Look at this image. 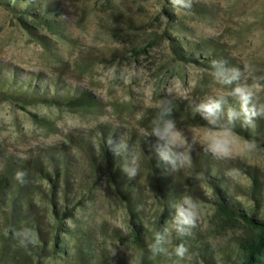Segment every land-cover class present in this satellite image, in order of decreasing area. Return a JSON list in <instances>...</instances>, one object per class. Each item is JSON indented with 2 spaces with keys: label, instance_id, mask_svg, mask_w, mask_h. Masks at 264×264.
Wrapping results in <instances>:
<instances>
[{
  "label": "rangeland",
  "instance_id": "obj_1",
  "mask_svg": "<svg viewBox=\"0 0 264 264\" xmlns=\"http://www.w3.org/2000/svg\"><path fill=\"white\" fill-rule=\"evenodd\" d=\"M11 1L0 0V69L6 76L14 71L19 78L40 74L41 84L62 80L67 91H86L97 105L90 109L47 104L19 107L0 101V174L8 172L12 161L23 164L48 156L54 147L59 152L63 148L66 155L58 156L71 161V189L66 194L62 183L57 205L63 209L65 198L73 197L67 203L73 206V216L60 223L64 247L60 256L38 249L29 258L23 249L14 254L4 235L8 222L2 219L0 264H81L83 256L93 257V264H138L142 252L128 240L127 202L116 194L106 175L93 174L90 153L104 132L107 140L123 138L130 143L139 160V172L133 178L134 201L142 208L147 225L157 222L168 196L145 174L140 162L141 140L155 147L149 134L161 99L172 107H190L227 91L214 83L211 68L199 58L200 53L207 55L205 50L229 67L243 70L248 65L247 83L260 88L258 98L264 102V0H190V7H174L172 0H36L41 4L40 13H48L56 21L54 30L43 23L33 24L31 15L20 19L10 9ZM180 46L196 60L179 58L175 50ZM176 125L189 142L203 140L208 134V127ZM238 136L241 139L231 159H214L197 145L190 152V164L177 171L168 165L179 182L175 199L184 194L193 197L200 206V220L191 235L183 237L186 257L169 258L161 253L162 264H205L199 247L217 259L223 257L222 264H230L236 239L245 232L242 224L221 222L215 190L204 179L203 169L212 175L215 169L219 171L237 202L249 212L264 213V138L254 141ZM244 140L254 141L255 148H244ZM253 183L256 200L251 194ZM40 187L48 194L46 180ZM80 193L84 203L77 206ZM42 204L32 207L31 220L40 227L44 241L52 240L51 205L48 201ZM20 205L15 195L6 197L4 208L16 212ZM182 239L173 232L165 247L171 252Z\"/></svg>",
  "mask_w": 264,
  "mask_h": 264
},
{
  "label": "trees",
  "instance_id": "obj_2",
  "mask_svg": "<svg viewBox=\"0 0 264 264\" xmlns=\"http://www.w3.org/2000/svg\"><path fill=\"white\" fill-rule=\"evenodd\" d=\"M9 6L12 11L18 14L20 19L26 20L27 16L31 15L35 18V20H32L33 24L38 25L39 23H43L51 30H54L56 21L52 17H49L48 13H40L41 4L38 1L12 0ZM205 51L207 55L202 57L200 53L199 58H204L206 66L211 68V62L220 59L215 57L214 54L209 55L208 50ZM175 53L183 60H196L193 53L185 51L183 46H180L179 49L176 48ZM40 79V74H36L32 78L30 76L27 78H19V75L14 71H11V74L6 76L5 71L0 69V101H9L19 107L34 104H47L66 106L75 109H90L97 105L96 99L86 91L75 94L67 91V89L60 84L63 82L62 80H51L49 83L41 84ZM262 83H264V80H262ZM52 84L54 85L51 86ZM60 90H64V92H60ZM231 103L235 105L234 101ZM172 108V118L175 119L177 124L208 127L206 122L202 120L192 108L180 105H176ZM255 123V128H244L240 127L238 122L235 132L248 140L258 141L260 138H264V120L258 119ZM106 136L107 134L104 132L96 147L93 148L94 153H90L91 170L95 176L98 172H101L102 175H106L109 182L114 186L116 194L127 202L131 229L128 240L142 252L138 264H162L159 259L162 255H154L149 250V245L153 242L154 234L160 231L165 226L166 222H170L173 214L171 205L176 201V195L179 194L177 191L179 189V187H177L179 182L173 179L168 165L160 160L153 144L146 140H141L140 145L142 151L140 153V162L141 165H143L145 174L152 184L160 185L163 188L164 194L168 196L167 202L163 203L164 205L162 206L161 218L156 219L157 222H154V224L147 225L144 221L142 208L137 206L134 201V179L129 178L123 171L126 158L114 154ZM126 144L129 148L130 143L127 142ZM52 149L53 151L49 153L48 156L44 157L41 155L39 158L28 160L23 164H17L12 161L8 172L0 174V214L2 215L0 220L4 219L8 222V227H6L7 233H4V235H6L5 240L9 249H12L13 246L14 254L16 249H23V254L27 258L37 254V249L42 253L48 252V254H52L51 256H60L61 250L64 248L61 245L63 241L59 238V232L63 230L60 223L65 218L73 216V206L71 208L67 204L69 199L73 197L65 198L66 201L63 209L57 205L56 200V198H59V189L62 183L65 185L66 194L69 193L71 189V161L69 157H67V159H62L67 152L63 148L60 152V148L58 147ZM59 153L63 156H58ZM97 161L101 162L100 166L96 164ZM18 170H23L27 173L26 183L21 184L15 179V174ZM213 172L214 175H212L208 169H203V176L215 190V195L217 197L216 209L221 217V222L226 226L242 224L245 227L244 234L236 239L235 251H233L231 255L230 264H264V213L249 212L245 209L243 205L237 202L236 198L233 196V192L230 191L228 183L225 179L221 178V173L216 171V169ZM45 180L48 183V194L44 192V189H40V185ZM37 184L39 187L37 186V188H35ZM78 190H81V188ZM255 190H257V188L255 183H253L251 186V194L254 200L257 199V197H255ZM65 193L64 195H66ZM259 194L260 193H258V195ZM15 195L22 204L20 205V210L18 209L21 212L18 210L16 212L12 210L8 211L4 208L6 197L8 198ZM82 196V193H80L79 198L75 199L77 206H81L84 203ZM38 198H40L39 201H37ZM44 201H48V204L51 205V218H49V220L52 219V226L55 225L52 240L50 239L47 241L43 240L42 231L35 220H31L33 218L32 207H35L37 204L42 207L44 206L42 204ZM254 211H256V209H254ZM20 226L29 227L33 230L36 239L34 245H28L27 247L20 246L18 240L14 236V232L20 229ZM50 241H52L51 247ZM182 241L186 244L184 238ZM6 243L4 242L3 244L5 247ZM177 244H179V242L176 241L173 245L174 248ZM198 254L202 256L205 264H222L221 262L225 261L223 257L217 259L213 254L207 253L205 247H199ZM82 260L84 261L81 264H93L94 261L93 257L86 256H83Z\"/></svg>",
  "mask_w": 264,
  "mask_h": 264
},
{
  "label": "clouds",
  "instance_id": "obj_3",
  "mask_svg": "<svg viewBox=\"0 0 264 264\" xmlns=\"http://www.w3.org/2000/svg\"><path fill=\"white\" fill-rule=\"evenodd\" d=\"M174 7H190V0H172ZM250 67L245 65L241 68L229 67L223 60L211 62V75L216 85L227 91H219L209 95L195 103L192 110L204 120L208 126V134L203 140L188 141V138L177 127L172 118V103L165 104L161 99L159 115L151 124L149 137L155 139V150L160 160L169 165L173 171H177L190 164V152L197 145L205 154L217 160L231 159L240 141L235 132L237 123L240 127L255 128L258 119L264 120V102L258 98L260 88L247 83L246 73ZM234 101L235 105L231 102ZM111 150L117 156L126 158L123 171L129 178H135L139 172V160L135 152L131 151L124 139L119 141L109 140ZM246 149L255 148L254 141H243ZM27 173L18 170L15 179L26 183ZM173 214L170 222L154 234L153 242L149 250L154 254H164L171 258L175 255L184 259L188 254V248L184 243H179L169 252L165 245L174 232L178 239L189 236L192 230L197 228L200 220V206L190 195H181L172 205ZM14 236L22 247L36 243L33 230L29 227H21L14 232Z\"/></svg>",
  "mask_w": 264,
  "mask_h": 264
}]
</instances>
